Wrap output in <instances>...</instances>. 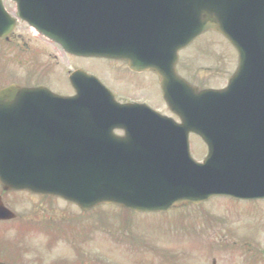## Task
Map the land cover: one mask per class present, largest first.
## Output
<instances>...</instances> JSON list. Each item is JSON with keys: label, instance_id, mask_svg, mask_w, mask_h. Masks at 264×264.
<instances>
[{"label": "water", "instance_id": "obj_1", "mask_svg": "<svg viewBox=\"0 0 264 264\" xmlns=\"http://www.w3.org/2000/svg\"><path fill=\"white\" fill-rule=\"evenodd\" d=\"M16 1L22 18L68 51L110 57L122 52L131 68L138 67V55L142 66L157 70L166 102L184 122L116 105L81 71L71 77L75 97L43 88L6 91L0 109L36 104L37 126L21 127L15 141L0 137L4 184L44 191L43 181L49 194L83 209L114 202L166 210L215 194L264 196V0ZM8 18L0 3V36L13 27ZM206 30L228 38L239 66L225 90L197 94L175 74L174 62L178 49ZM113 128L124 129L125 136H114ZM189 131L206 139L203 164L189 155ZM205 132L213 134L210 139ZM3 170L24 174L23 183L4 179Z\"/></svg>", "mask_w": 264, "mask_h": 264}, {"label": "rangeland", "instance_id": "obj_2", "mask_svg": "<svg viewBox=\"0 0 264 264\" xmlns=\"http://www.w3.org/2000/svg\"><path fill=\"white\" fill-rule=\"evenodd\" d=\"M3 2L18 20L12 1ZM18 52L22 58L16 71L32 80L36 75L37 82L50 83L61 94H72L63 76L65 67H74L73 60L21 20L17 21L11 38L0 41V58L6 60L5 69L12 74L13 67H18L13 65L17 63ZM179 56L182 73L200 87L225 86L237 63L234 48L223 36L212 32L201 34ZM84 61L77 65H86L87 70L102 80L104 75L118 89L119 98L146 100L170 114L166 105L159 103L160 91L149 72L133 79L118 66L105 71L106 62L98 58ZM190 141L196 159L202 160L206 147L194 134L190 135ZM4 199L26 218L35 216L37 224L61 221L69 234L70 241L61 239L50 247L46 228H32L27 246L37 247V259L34 260L32 249L25 250L23 264H50L48 261L55 257H65V261L52 260L53 264H213V261L214 264H264V199L211 198L195 207L185 205L167 213L147 214H129L120 207L104 204L80 215L77 207L60 200L22 194L5 195ZM27 229L23 224L19 232L26 233ZM130 231L128 239L125 234ZM9 236L17 239L18 234ZM77 248L82 250L81 257Z\"/></svg>", "mask_w": 264, "mask_h": 264}, {"label": "flooded vegetation", "instance_id": "obj_3", "mask_svg": "<svg viewBox=\"0 0 264 264\" xmlns=\"http://www.w3.org/2000/svg\"><path fill=\"white\" fill-rule=\"evenodd\" d=\"M13 79H15L19 84L25 85L26 84V80L25 77H20L19 74L14 73L12 76ZM34 81L37 82V76L35 75ZM9 76L7 75H0V86H2L6 81H8ZM4 205L7 206L8 204L6 202H4ZM8 207V206H7ZM19 217H16L13 220H0V234L1 235H7L10 230L11 231H16L17 233H19V228L22 224V220L18 219ZM8 262H11L10 260H8Z\"/></svg>", "mask_w": 264, "mask_h": 264}]
</instances>
